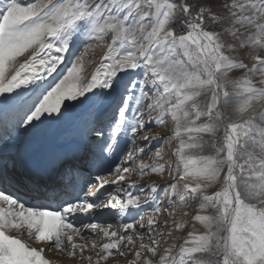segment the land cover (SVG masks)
I'll return each instance as SVG.
<instances>
[{
  "label": "snow or ice",
  "instance_id": "snow-or-ice-1",
  "mask_svg": "<svg viewBox=\"0 0 264 264\" xmlns=\"http://www.w3.org/2000/svg\"><path fill=\"white\" fill-rule=\"evenodd\" d=\"M223 7L226 13L211 5L194 12L188 0H0V264H52L50 251L78 257V264H106L123 258L135 240L140 247L130 264H154L144 256L157 257L164 237L156 230L166 225L145 229L140 217L139 229L134 219L111 230L75 219L100 208L125 217L148 202L159 214L157 193L171 208L181 186L180 205L199 201L194 221L204 231L190 230L155 264H264V0ZM78 40L83 46L66 75L46 86ZM97 47L106 51L85 83V57ZM121 73L133 75L122 80ZM118 88L113 118L101 109ZM169 118L173 135L163 140L178 141L176 163L149 166L145 159H163V144L140 155L138 134L166 128ZM122 135L126 154L113 167ZM22 136L33 141L30 150L10 153ZM206 146L214 154H205ZM103 165L107 174L98 170ZM134 171L141 179L167 171L173 183L148 185L147 196L145 189L132 193L134 184L126 190L120 182ZM110 183L114 190L100 194ZM87 236L90 244L76 243ZM95 238L107 242L98 247Z\"/></svg>",
  "mask_w": 264,
  "mask_h": 264
},
{
  "label": "rangeland",
  "instance_id": "rangeland-1",
  "mask_svg": "<svg viewBox=\"0 0 264 264\" xmlns=\"http://www.w3.org/2000/svg\"><path fill=\"white\" fill-rule=\"evenodd\" d=\"M22 2L26 3L28 2V0H22ZM229 2L230 0H188V3L193 5L194 12H195L197 5H202V6L211 5L212 10L214 12L226 13V9L223 7V5ZM173 26L177 27L178 25H173ZM208 27L211 30L219 31L221 26L220 24H215V25L209 24ZM225 39L230 40L231 38L228 36H225ZM82 46H83V42L78 40L77 43L73 45L72 49L68 53L64 54L65 59H64L63 64L58 66L57 71L53 73L52 76L46 77V86L48 85L54 86V84L57 83L59 79L63 78V75H66L67 68L71 66V61L75 58V55L78 54V52L81 50ZM105 51H106L105 48L97 47L93 50H90L88 55L85 57V61H84L85 67L82 73V75L85 77V81H84L85 83L88 80H90L91 75L95 72V69L99 66V63ZM240 58L244 59V62L249 64L250 66L253 63L251 59H248L245 57L244 52L241 53ZM20 59L23 60V57ZM142 71L143 70H140L134 75L140 78L142 77ZM231 75L233 77H240L242 75V72L234 71ZM120 78L122 80H127V78H125L122 74H120ZM120 92H121V89L117 92L115 91L113 96L109 98L108 103H106L107 105L111 104L113 106V109H114L113 114H112L113 118H115V115H116V107L119 103ZM112 110H106V111L104 110V112H108V111L112 112ZM173 128H174L173 122L169 118L168 126L166 128L154 127L152 131L146 132L144 133V135L138 134L139 138L136 140V144L145 145V152L141 153L140 155L147 156L149 151H155L161 144H163V148H164L163 159H155V158L145 159L146 164H148L149 166L163 164L168 167L175 165L176 161H175V158L172 156V152L176 148L178 141L173 140L171 143H167L163 140V137L173 135ZM145 136L150 137L152 139L146 140ZM155 137H160V139H155ZM222 137H223V129L221 128V130L218 132L217 136L215 137L217 144L222 143ZM26 138L27 137L22 136L20 139L25 140ZM204 139L207 141V140L213 139V137L205 136ZM127 146H128V139L126 136L122 135L119 138V142L117 146V151H116L118 152L117 156L114 158V160L111 161V164L113 167L119 166V163H120L119 158L126 154ZM204 153L214 154V150L206 146L204 149ZM107 171L108 169H106L104 172H101V174H107ZM111 178L113 179L115 178L114 171L111 174ZM93 179H94V176H93ZM171 183H173V179L168 175L167 171H165V173L163 174V177L156 175V174H149V175L144 176L142 179L139 178L138 173L134 171L130 174V179L120 182V187L125 188L127 190V185L134 184L135 187L131 188L129 191H131L132 193H140L142 189H145V196H147L149 193L146 190V186L155 184L159 189H163L165 185H169ZM182 183L183 182H181V185ZM88 186L90 187V185ZM218 187L219 185L217 186V188ZM114 188H115V185H112L110 183L106 185L103 189H99V193L107 194V193L112 192ZM93 190L96 191L95 189ZM214 190L216 189H209V191H214ZM182 192H183L182 186L178 187L176 190V197H175L177 206L169 208L167 206L169 197L166 195H163V192L161 191L157 193V195L163 196L161 212L159 214L151 213L150 210L153 207V204L152 202H148L146 204H143L142 208L137 209L132 215L127 217L129 218L128 222H131L134 219L138 221L136 223L137 229L140 228V223H139L140 217L143 218V224H144L145 229H147L149 222H152L154 225H166L165 227H160V228H157L156 230L157 233H161L164 237V239L159 240V247L161 251L158 252L157 257L153 258L150 256V254H145L144 256V258L153 259L154 264H155V261L158 260L160 256L165 254L163 249H165L166 247L172 246V245L179 246L180 244H182L183 240L187 237V233L193 228H195L197 232L204 231L203 226L199 224V222L194 221V216L198 214L199 201L189 200L187 203L180 205L179 196L182 194ZM86 195H87V189L86 191L83 192V196H86ZM88 199L93 200L95 199V197H88ZM143 199L144 197H142V201ZM94 210H92V212H90L88 215H93V214L96 215L98 213L106 212L105 214H113L114 216H117L115 215L116 213L112 209L101 208V209H94ZM168 213H172V215H168ZM199 214H205V213H199ZM207 214H212L211 210H209ZM93 218L94 219H92L91 217L89 218V220L85 222L92 221V222H97L101 224H111L112 225L110 221H106L104 219H99L96 217H93ZM180 223H186L187 227L182 230H178L173 227L174 225H177ZM111 230H114L113 225H112ZM169 232H171V235H169ZM132 234L136 236V233H132ZM155 234L156 233H153V235ZM86 238H89V239L91 238L93 241L92 236H87ZM144 239L147 242L148 240L147 234L145 235ZM76 240H80V238H77ZM95 242L97 243V246L99 247L101 246V243L103 244V242H107V241L103 238H95ZM126 245H127V241H124L121 247L123 248V246H126ZM129 247L131 250L123 258H118L115 256L110 257L109 260L106 262V264H130L131 261L136 259L135 252L139 250V247H140L139 240H135L134 245L129 246ZM53 253H55V251L47 252L46 257H49ZM85 253L88 254L89 252L86 251ZM173 254H175V252ZM88 255L93 256L94 259L96 257V254L94 252L89 253Z\"/></svg>",
  "mask_w": 264,
  "mask_h": 264
},
{
  "label": "bare ground",
  "instance_id": "bare-ground-1",
  "mask_svg": "<svg viewBox=\"0 0 264 264\" xmlns=\"http://www.w3.org/2000/svg\"><path fill=\"white\" fill-rule=\"evenodd\" d=\"M119 90L120 89L118 88L116 90V92L119 91ZM21 91H23V90H21ZM89 95H91V94H89ZM112 109H113V106L111 104L110 105L105 104L103 106V108L101 109V112H104V110L106 111V110H112ZM113 111H114V109L112 110V112H110V111H108V112H110V114L112 115ZM32 143H33V141L31 140V138H28V137L25 140L24 139H19L18 142L15 144V146L13 148L9 149V152L10 153L25 152L27 150H30ZM117 153L118 152H116V155L111 158V161L114 160V158L117 156ZM106 169H108V165H103L102 169H98V170H101V172H104ZM87 187H89V186H86L84 191H86ZM81 197L83 198V194H81ZM54 206L55 205H53V207ZM105 213H98L96 215H94V214L93 215H88L89 217L87 215L86 216L78 215L76 217V219H75V222L77 224H79L81 222H85V221L89 220V218H91V217H92V219H94L93 217H96V218H99V219H104L106 221H110L112 223L113 227H114V230H117L116 229V225L119 224V223H122L125 220L128 221L129 218H127V217L130 216V215H127L125 217H118V216H114L113 214H105ZM91 242H92L91 238L90 239L86 238V240L85 239L84 240L83 239L76 240V243H88V244H90ZM101 245H102V243H101ZM33 246H35L37 248L42 247V246L46 247V245H42V244H38V243L37 244H33ZM89 253H92V252H89ZM88 254L84 253V255H86V256ZM46 256H47V254H46ZM46 258H48L52 262V264H78V257L77 258H69V257L66 256V254H64L62 252H56L55 251V253L51 254L49 257H46Z\"/></svg>",
  "mask_w": 264,
  "mask_h": 264
},
{
  "label": "water",
  "instance_id": "water-1",
  "mask_svg": "<svg viewBox=\"0 0 264 264\" xmlns=\"http://www.w3.org/2000/svg\"><path fill=\"white\" fill-rule=\"evenodd\" d=\"M125 78L130 79L133 75L132 73H121Z\"/></svg>",
  "mask_w": 264,
  "mask_h": 264
}]
</instances>
